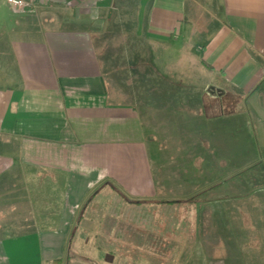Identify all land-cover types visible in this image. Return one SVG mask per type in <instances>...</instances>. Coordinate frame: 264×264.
Here are the masks:
<instances>
[{
	"label": "crops",
	"instance_id": "crops-1",
	"mask_svg": "<svg viewBox=\"0 0 264 264\" xmlns=\"http://www.w3.org/2000/svg\"><path fill=\"white\" fill-rule=\"evenodd\" d=\"M54 1L57 7L36 12L1 1L10 14L0 29V264L94 262L90 255L67 256V233L97 186L136 206L175 203L158 191L142 106L147 120L165 123L174 107L165 104L178 103V118L190 121L162 127L176 135L163 148L176 145L184 182L194 181L193 191L178 189L180 199L216 198L211 187L221 179L219 166L236 165L219 152L228 142L257 153L240 167L257 163L258 193L264 194V0ZM110 39L121 47L97 43ZM181 41L202 67L201 59L213 68L203 67L218 83L196 92L194 82L166 77L169 44ZM208 87L240 95L234 112L205 116V98L229 109L223 94L203 95ZM203 182L209 191L197 193ZM207 205L185 210L177 226L181 245L201 248L192 264H219L212 259L220 244L218 210ZM89 209L77 221L83 228ZM221 237L223 246L234 241L228 230Z\"/></svg>",
	"mask_w": 264,
	"mask_h": 264
},
{
	"label": "rangeland",
	"instance_id": "rangeland-1",
	"mask_svg": "<svg viewBox=\"0 0 264 264\" xmlns=\"http://www.w3.org/2000/svg\"><path fill=\"white\" fill-rule=\"evenodd\" d=\"M0 0V29L7 26L5 19L8 18L9 11ZM58 2H46L41 9L49 10L57 7ZM62 7H58L61 10ZM39 7L36 10L37 11ZM12 10V9H11ZM8 20V19H7ZM4 22V24H3ZM10 22V21H9ZM4 25V26H3ZM8 27V26H7ZM113 35V33L109 34ZM193 44H199L201 40L191 38ZM108 50L110 46H118L120 43L114 40H97ZM123 46L129 45L125 41ZM166 46V45H165ZM121 47V45H119ZM186 44L181 42L170 43L171 59L166 63V77L172 81L181 80L188 84L194 82L195 91H202L205 83H218L215 75H210L200 65L199 57L190 54L185 50ZM126 59L119 60L120 65L125 66ZM125 74H129L126 71ZM191 83V84H194ZM209 88V87H208ZM203 90V95H222L226 92L218 87L209 90ZM235 97L237 94L227 92ZM144 105V104H143ZM167 107L174 106L178 103H166ZM198 106V101L192 104ZM180 106V105H179ZM226 105L223 104V107ZM236 106V105H235ZM234 106V107H235ZM173 107L170 112V118L164 122L153 123L147 120L145 107L140 108L141 120L145 129V137L149 142V151L152 155V164L155 171V182L161 188L158 191L164 195H169L165 200H177L172 204H138V206L129 204L124 197L110 187L97 186L91 190L87 196L89 201H84L79 211H77L73 220V227L67 233L69 246L67 247V256L90 255L95 260L86 264H192L196 260L194 256L201 250L199 247L181 245L183 235L179 233L177 226L180 224L183 212L189 208H203L209 206V201L218 210V238L219 246L214 248L213 258L219 260V264H264V194L261 196L258 189L263 183L256 181L257 163L250 167H240L247 162L256 159V152L241 148L236 144L226 143L223 148L219 149L220 153H226L233 158L236 165L234 168L219 166L222 175L218 183H214L213 193L216 198L208 199L202 196L201 204H196L192 200L180 199L181 192L178 189H188L193 191L194 181L187 179L184 182L183 175L185 168L180 166L178 161V152L176 145L170 150L168 147L169 139H176V135L169 136L168 131L162 132L163 123L166 127L172 125V130L177 128L180 123L190 125V121L178 118L177 109ZM226 110L228 108H225ZM193 111V110H192ZM180 122V123H179ZM167 129V128H166ZM167 137L169 138L167 140ZM198 150L197 153H199ZM220 162V161H219ZM201 168V167H200ZM204 171V168H201ZM210 170L209 167L206 168ZM213 170V168H211ZM217 187V188H216ZM209 184L203 182L200 191L197 193L204 194L209 191ZM162 200V199H160ZM191 200V201H190ZM86 203V204H85ZM89 205L90 213L88 221H85V227L79 226L77 221L81 219L84 210ZM211 206V205H210ZM194 212V211H192ZM81 215V216H80ZM186 217V215H185ZM187 218V217H186ZM190 218H194L191 215ZM151 222V223H149ZM136 226L135 228H133ZM171 226V227H170ZM81 227V228H80ZM85 229V230H84ZM229 231V238L233 237L234 241L230 246H223L221 236H225ZM190 238L193 232H190ZM80 246L75 245V240H80ZM74 240V241H73ZM184 240V239H183ZM206 258L211 259L208 248L202 247ZM97 255H101L106 261H96ZM26 260H30L28 250H26ZM132 257L139 259L131 261ZM116 258V262L113 261ZM98 260V259H97ZM187 260L188 262H185ZM221 262V263H220ZM210 263V262H209ZM206 263V264H209Z\"/></svg>",
	"mask_w": 264,
	"mask_h": 264
},
{
	"label": "trees",
	"instance_id": "trees-1",
	"mask_svg": "<svg viewBox=\"0 0 264 264\" xmlns=\"http://www.w3.org/2000/svg\"><path fill=\"white\" fill-rule=\"evenodd\" d=\"M201 63L203 65V67L207 70V71H213V68L208 65L203 59H201ZM212 87H209L208 90L210 92V89ZM223 104H225L226 100L227 103L225 105H227L229 107V109H223L224 111H222L220 109L221 107V100L216 99H211V98H205L203 101V109L202 111L204 112L205 116L207 117H212L214 115H222V114H231L234 112V106L237 104V102L240 101L239 97H235L231 94L225 93L223 94ZM218 101L217 105L215 104V102ZM217 106V109L215 108ZM216 109V114H214ZM86 201H89V199H87ZM171 202H178L177 200H173ZM86 204V203H85ZM52 264H62V260L61 259H55L52 261Z\"/></svg>",
	"mask_w": 264,
	"mask_h": 264
},
{
	"label": "built area",
	"instance_id": "built-area-1",
	"mask_svg": "<svg viewBox=\"0 0 264 264\" xmlns=\"http://www.w3.org/2000/svg\"><path fill=\"white\" fill-rule=\"evenodd\" d=\"M54 0H4L5 4L15 11H33L43 6L46 2Z\"/></svg>",
	"mask_w": 264,
	"mask_h": 264
}]
</instances>
